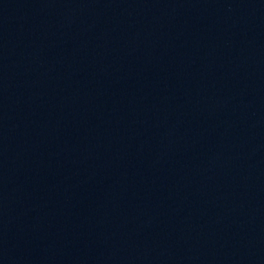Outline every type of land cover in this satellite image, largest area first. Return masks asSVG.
<instances>
[{
  "label": "water",
  "instance_id": "1",
  "mask_svg": "<svg viewBox=\"0 0 264 264\" xmlns=\"http://www.w3.org/2000/svg\"><path fill=\"white\" fill-rule=\"evenodd\" d=\"M0 264H264V0H0Z\"/></svg>",
  "mask_w": 264,
  "mask_h": 264
}]
</instances>
